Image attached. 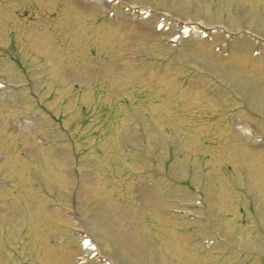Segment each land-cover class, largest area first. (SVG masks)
<instances>
[{"label": "rangeland", "instance_id": "obj_1", "mask_svg": "<svg viewBox=\"0 0 264 264\" xmlns=\"http://www.w3.org/2000/svg\"><path fill=\"white\" fill-rule=\"evenodd\" d=\"M87 232L116 264H264V0H0V264H106Z\"/></svg>", "mask_w": 264, "mask_h": 264}]
</instances>
